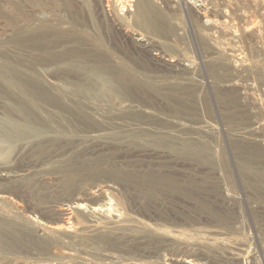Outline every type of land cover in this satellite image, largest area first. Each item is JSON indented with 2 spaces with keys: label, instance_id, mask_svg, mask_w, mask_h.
Listing matches in <instances>:
<instances>
[{
  "label": "rangeland",
  "instance_id": "374dc122",
  "mask_svg": "<svg viewBox=\"0 0 264 264\" xmlns=\"http://www.w3.org/2000/svg\"><path fill=\"white\" fill-rule=\"evenodd\" d=\"M137 1L0 0V264L264 263V0Z\"/></svg>",
  "mask_w": 264,
  "mask_h": 264
},
{
  "label": "built area",
  "instance_id": "2783aa9c",
  "mask_svg": "<svg viewBox=\"0 0 264 264\" xmlns=\"http://www.w3.org/2000/svg\"><path fill=\"white\" fill-rule=\"evenodd\" d=\"M230 58L235 57L230 56ZM246 69H251L252 71H246ZM223 72H226L235 79H242L245 82L251 80L252 82L249 91H245L243 87L237 86L236 97L238 99L239 106L245 110L243 117H245V119H249L248 123L252 127L253 131L250 133L251 135H249L248 138H244L245 132H237V137L249 140L252 143H257L264 157V64L262 63L261 67H259L258 60L255 58L251 65L244 64L238 66V64L235 63L231 65L230 69H225ZM246 110L249 113H247ZM248 115L249 118L246 117Z\"/></svg>",
  "mask_w": 264,
  "mask_h": 264
},
{
  "label": "bare ground",
  "instance_id": "6f19581e",
  "mask_svg": "<svg viewBox=\"0 0 264 264\" xmlns=\"http://www.w3.org/2000/svg\"><path fill=\"white\" fill-rule=\"evenodd\" d=\"M133 1L134 0H131V2H133ZM166 1L167 0H162L163 3H165ZM174 1L177 2L178 7H180L181 9H183L186 12H188V10H192V9L193 10L205 9L206 7L204 5L213 4V2H214L213 0H174ZM215 1H217V0H215ZM223 1H225V0H223ZM137 2L138 3L136 4L135 9L133 10L134 15H135L134 24L135 25L137 24L141 27L148 28L149 30L154 31V33H157V34L161 33L162 29L164 28V27L161 28L162 27V23H161L162 21L157 19L156 15L153 12L154 10L147 3L148 1L147 0H138ZM222 3L217 4V5L222 6ZM239 3H241V2H239ZM151 13H153L154 16ZM168 26L170 27V25H168ZM135 41L139 42L140 39H135Z\"/></svg>",
  "mask_w": 264,
  "mask_h": 264
}]
</instances>
